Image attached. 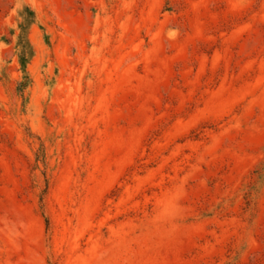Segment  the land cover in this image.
I'll use <instances>...</instances> for the list:
<instances>
[{
    "label": "rangeland",
    "instance_id": "rangeland-1",
    "mask_svg": "<svg viewBox=\"0 0 264 264\" xmlns=\"http://www.w3.org/2000/svg\"><path fill=\"white\" fill-rule=\"evenodd\" d=\"M0 264H264V0H0Z\"/></svg>",
    "mask_w": 264,
    "mask_h": 264
},
{
    "label": "trees",
    "instance_id": "trees-1",
    "mask_svg": "<svg viewBox=\"0 0 264 264\" xmlns=\"http://www.w3.org/2000/svg\"><path fill=\"white\" fill-rule=\"evenodd\" d=\"M24 55V54H23Z\"/></svg>",
    "mask_w": 264,
    "mask_h": 264
}]
</instances>
